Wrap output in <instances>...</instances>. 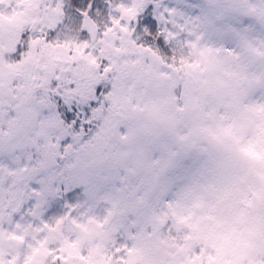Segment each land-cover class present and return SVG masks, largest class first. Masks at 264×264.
Here are the masks:
<instances>
[{
    "label": "snow or ice",
    "instance_id": "1",
    "mask_svg": "<svg viewBox=\"0 0 264 264\" xmlns=\"http://www.w3.org/2000/svg\"><path fill=\"white\" fill-rule=\"evenodd\" d=\"M0 264H264V0H0Z\"/></svg>",
    "mask_w": 264,
    "mask_h": 264
}]
</instances>
